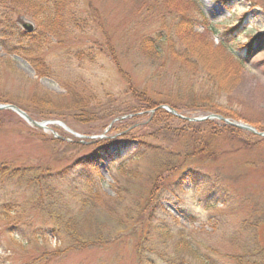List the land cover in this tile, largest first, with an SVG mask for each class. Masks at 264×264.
Returning <instances> with one entry per match:
<instances>
[{"label":"rangeland","instance_id":"rangeland-1","mask_svg":"<svg viewBox=\"0 0 264 264\" xmlns=\"http://www.w3.org/2000/svg\"><path fill=\"white\" fill-rule=\"evenodd\" d=\"M69 3L66 35H43L49 41L37 55L51 71L47 78L2 48L28 46L18 21L35 22L22 10L14 9L9 19L0 15V43H6L0 45V59L11 62V69L1 64L0 105L24 110L36 122L61 123L81 136L57 124L34 128L10 110L0 111H9L0 116V212L5 208L7 213H0V264H137V221L125 217L133 202L123 201L116 211L124 220L120 240L100 246L73 247L65 225L56 221L58 213L74 214L73 195L81 192V180L89 173L111 207H95L87 213L90 221L73 217L79 239L86 230L106 238L107 212L124 193L132 199L139 194L132 182L115 189L109 156L101 155L106 159L96 160V167L84 166L85 157H95L97 149L80 141L107 132L131 134L118 139L123 151L143 141L175 151L195 149L187 177L195 175L198 183L185 179L175 187L183 167L166 183L160 208L178 229L193 233L211 264H264V0H211V10L208 0ZM8 10L0 4V13ZM181 18L190 28L177 32L171 23ZM147 39L156 40L153 47L159 46L162 55L145 52ZM130 90L155 107L128 115L135 105ZM174 130L182 133L178 140ZM35 183L37 191L31 188ZM21 208L24 213H18ZM98 222L105 225L100 234ZM32 233L41 239L30 240Z\"/></svg>","mask_w":264,"mask_h":264},{"label":"trees","instance_id":"trees-1","mask_svg":"<svg viewBox=\"0 0 264 264\" xmlns=\"http://www.w3.org/2000/svg\"><path fill=\"white\" fill-rule=\"evenodd\" d=\"M69 1L70 0H0L1 7L6 6L9 9L8 11L1 12V17L9 19V15L14 9L22 10L23 14L25 13V15L27 14L32 18L35 22L37 30L34 35H23L29 43L26 47L19 46L9 48L5 45V42L0 43V45H5V47L2 48L6 52L7 56H19L29 62L36 75L40 78L49 77L51 71H49L37 55L42 50V47L44 48V45L49 41L48 37L60 38L66 35L67 28H65L66 24L64 22V17L67 12V7L71 4ZM203 22H205L204 18ZM173 24H175L174 28L177 32H179V30L185 31V29L190 28L184 18H181L178 21H173L171 25L173 26ZM38 30H40V32H38ZM43 35L49 36L43 37ZM154 41L156 40L147 39L143 41L145 52L153 58L158 55H162L159 46L153 47L152 42ZM169 43H172L171 40ZM220 44L223 49L229 51L224 43ZM228 55H230V57L232 56L230 53ZM4 60L7 61L5 62L0 59V70L2 68L1 64H4L7 69H11V62L8 59ZM130 91L131 97L135 100V105L133 110L130 111L128 115L149 111V109L155 107V104H153V102H151L148 98H143L144 95H137L134 90ZM215 91L219 93L221 90ZM205 100L206 99H204V101ZM7 113L9 114V111H2L0 112V116ZM126 114L127 112H124L123 114L118 115V117L126 116ZM137 123H139V121ZM179 131L180 130H174L176 139L178 138L177 135L182 134L179 133ZM125 135L120 134V136H116V134H114L113 136L115 137L113 138V136L109 133L107 134V139L105 140H96L94 142L89 141V143L86 144V146H89V144L95 143L94 147L97 149V152L95 153V157H89V155L88 157H85L84 166L87 164L88 166L96 167V160H105L106 158H102L101 155H107L110 157L107 159H111L109 173L113 183L115 184V189H119L120 186H127L129 182H132L133 185H135V187L132 188L140 190L139 194L135 195L134 199H132V195L125 197L126 193H124L121 195V199L116 206L117 208L115 207L113 211L107 212L106 218L110 219L107 224L108 228L106 229L107 237L105 238L102 235L95 236L93 235L94 233L91 232L88 234L87 230L84 229L86 230V236L84 240H82L76 235V229L73 231L71 227L74 223L73 217L82 219V217L86 216L85 218L90 221L87 213L96 210L95 207L103 208L107 205L111 207V204L108 201L101 200L98 184L95 185L93 183L94 179L92 180L93 176L90 173L89 178L81 180L85 181L82 186H79L81 192L73 195L72 199L76 201V210L74 211V214H71L70 211L67 215L65 213V216L68 217L67 219L64 215H62L63 213L56 214L57 223H63L65 225V229L68 231L70 236L71 244L75 248H79L83 246V244L85 246L87 245V247L104 245L109 241L113 242L120 240L117 233L124 231V220H119L120 213H117L116 211L118 207L121 208L123 206L121 204L124 203L123 201H125L126 204L133 202V205H130V210L127 212L128 215L125 217H129L131 215L137 221L136 226L134 227V231H138L136 234V244L134 246L135 260L137 264H154L155 260H160L166 264H211V262L207 261L200 253V248L198 247L199 245L192 240L193 238L191 235L193 233L184 229H178L177 227L179 226L177 221L171 219L167 213L160 208V202L162 200L164 190L167 187L166 183L169 181V178L176 174V172L180 171L183 167H185L183 169L184 173L188 172V174H192V171L187 169V167L191 160H196L195 156L198 155V152L195 151V149L192 151L170 150L168 145H153L145 141L140 142L135 150L127 147V151H123L121 148L124 143L118 142V139ZM127 135L131 134L128 133ZM160 139V136L159 138H155V143ZM189 139L192 144L193 142H197V138L195 136L189 137ZM177 162L179 164H177ZM89 168L90 167H87V169ZM96 173L97 172L95 171L94 174ZM136 179H138L137 181L140 179L142 180L138 183ZM183 181H185L184 174L176 181L175 187H179ZM36 184L38 183L31 186V188L35 189V191L39 188ZM24 212L25 209L21 208L18 213ZM0 213L3 217L7 214L5 208H3ZM94 213L95 211L93 214ZM116 215L117 217H115ZM97 224L98 225H95V228L100 234L103 230L99 229L104 228L105 225L103 226L101 222H98ZM18 226L21 225L18 224ZM29 236L30 240L36 241L41 239V236L38 235V233H32ZM30 240L27 241L30 242Z\"/></svg>","mask_w":264,"mask_h":264},{"label":"water","instance_id":"water-1","mask_svg":"<svg viewBox=\"0 0 264 264\" xmlns=\"http://www.w3.org/2000/svg\"><path fill=\"white\" fill-rule=\"evenodd\" d=\"M19 26H20V29L22 30L23 33H31L32 31H34L35 29V25L31 24L30 22H27V21H24L22 20L21 18L19 19ZM3 109H9V110H12L13 112H15L16 114H18L19 116H21L24 120H26L31 126L33 127H36V128H44V124H41V123H37L35 121H33L31 118H29L24 112H22L21 110H19L18 108L14 107V106H11V105H3V106H0V110H3ZM170 112L172 114H176L173 110L170 109ZM212 118L214 119H217V120H220L222 122H225L227 124H229L230 126L232 127H235V128H238V129H242V130H245V131H248V132H251L252 134H256V135H261V134H258L254 129H252L251 127H248V126H245V125H241V124H234V123H229L227 122L223 117L221 116H218V115H214V116H211ZM210 117V118H211ZM209 117H206L204 119H201L199 121H205V120H208ZM186 120V118H185ZM193 121H197V120H193ZM47 124V123H45Z\"/></svg>","mask_w":264,"mask_h":264},{"label":"snow or ice","instance_id":"snow-or-ice-1","mask_svg":"<svg viewBox=\"0 0 264 264\" xmlns=\"http://www.w3.org/2000/svg\"><path fill=\"white\" fill-rule=\"evenodd\" d=\"M208 3H209V5H210V10H211V0H208ZM187 179H188L189 183L195 185V184L198 183V179H199V178L196 177L195 175H192V176H190V177H187Z\"/></svg>","mask_w":264,"mask_h":264}]
</instances>
